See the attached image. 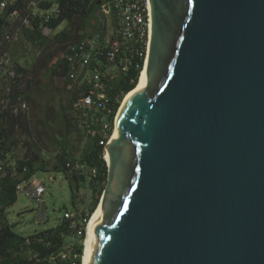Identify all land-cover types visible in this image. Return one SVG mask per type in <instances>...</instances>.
<instances>
[{
  "label": "water",
  "instance_id": "water-1",
  "mask_svg": "<svg viewBox=\"0 0 264 264\" xmlns=\"http://www.w3.org/2000/svg\"><path fill=\"white\" fill-rule=\"evenodd\" d=\"M149 4L88 264H264V0Z\"/></svg>",
  "mask_w": 264,
  "mask_h": 264
},
{
  "label": "trees",
  "instance_id": "trees-1",
  "mask_svg": "<svg viewBox=\"0 0 264 264\" xmlns=\"http://www.w3.org/2000/svg\"><path fill=\"white\" fill-rule=\"evenodd\" d=\"M26 1L20 0V6L26 7V4L31 0H28V3ZM108 1L112 4L113 0ZM55 2L58 5V13L48 21L43 20L40 16L34 18L31 27L25 28L22 36L27 42L38 45L41 50L48 49L55 41H60L66 45L65 56L62 60L58 61L56 66L62 69V72L59 74L65 78L67 77L68 82L73 84V99L68 110L65 106H60L55 101L48 105L46 111L42 109L46 117L42 122L43 129L39 130L36 127L38 136L36 138L33 133L29 113L27 115L15 116L10 108V105L17 104L23 100H27L31 104V99L35 98L32 80L29 78L26 82L24 81L25 84H21L20 88L13 89V94L10 96L4 95L3 92V96L0 94V102L1 99H4V102L7 101L10 104L8 107H5V110L0 111V166L2 165L4 169L3 173L7 165H9L10 159H14L13 156L17 148L23 142H26L23 145L24 149H26L24 157L14 159L15 168L9 167L6 175L0 177V264H70L71 261H74L76 264H82L85 233L82 237H78L77 232L72 230L70 220H61L55 228L35 233L29 237H24L14 232L9 225L6 211L16 203L18 199L17 187L22 181L29 180L38 171H47L48 168L49 170L53 169L57 172H64L66 177L71 181L74 198L80 184L89 182L97 196L92 209L88 213L89 219L99 205L98 203L107 183L108 167L103 159L104 147L100 144V141H106L108 137L103 136L104 132L100 123H98L101 119V114H96L95 116L98 120L95 123L96 125L93 126L97 130L96 135L89 136V144L79 157L63 151L57 155L52 164L44 162L41 159V146L36 140L38 139L41 143L45 139L44 143L49 148V144H52L51 134L54 135L53 132H56V129H52V133H48L44 127L47 125V122L52 124L59 120L67 121L68 115L66 113L70 110L75 115L77 126L83 129L80 127L74 104L88 88L85 85L74 84L69 79L71 64L68 61V57L72 54L68 49L69 45L80 44L81 42L89 43L90 40L95 39L99 35L100 48L104 51L110 48L109 44H106L105 41L107 27L99 20V13L102 12L101 7L103 3H100L99 0H47L39 2L38 6L41 10H51ZM112 15L116 29L115 38L121 39V34L119 33L120 19L116 12H113ZM101 16L104 15L101 14ZM104 17L106 18V16ZM76 20L81 23L79 30L81 33H77L73 29V23ZM65 22L68 23L69 28L57 34L54 38L51 39L43 35L42 31L44 28L50 29L53 32ZM3 23L2 31L10 28L9 21L4 19ZM125 59H128V61H125ZM76 61L80 63V57H77ZM91 61L92 63L86 67L85 72L90 75V71L97 66L103 73L102 83L108 96V105L113 110L112 115L108 118V122L109 125L113 126L121 99L134 90L138 84L145 58L134 56L124 49V52L118 55L115 64H108L104 56H92ZM14 65L17 73L21 74L23 79L26 80L31 71L17 63H14ZM106 65H118L120 67L119 73L113 78L107 77L105 75ZM48 127L51 128L50 125ZM21 133L24 135H21ZM68 163L86 166V169L82 172H77L69 169L66 166ZM91 170L95 171V175H91ZM89 219L86 218L85 220ZM85 222L77 225L78 228L83 229V232L85 231ZM68 246L73 249V252L70 257L64 258V255L68 251Z\"/></svg>",
  "mask_w": 264,
  "mask_h": 264
},
{
  "label": "rangeland",
  "instance_id": "rangeland-1",
  "mask_svg": "<svg viewBox=\"0 0 264 264\" xmlns=\"http://www.w3.org/2000/svg\"><path fill=\"white\" fill-rule=\"evenodd\" d=\"M44 1L47 0H31L29 3L27 0L26 3L28 4H26V8L31 12L40 14V17L42 18V15L46 13L44 10H41L38 5L39 2ZM32 2H34V5L31 4ZM55 4L57 3L55 2ZM101 14L106 16V18L101 16ZM99 20L110 29L115 27L112 14L107 16L103 12H100ZM80 26L81 23L78 20L73 23V29L77 33L80 32ZM68 28L69 25L67 22H65L56 31L52 32L50 29L44 28L42 33L43 35L52 39L57 34ZM7 31L10 32V34L13 33L11 27L7 29ZM13 38V42L9 46V53L14 63H17L31 71L26 81L29 78L32 80L35 98H33V100L31 99L29 116L32 123L34 136L38 138L36 127H38L39 130H42V122L46 117L43 110L46 111L48 105L53 101L58 103L60 106H65L68 110L71 100L73 99V84L68 82L67 77L65 78L59 74L62 72V69L56 66L58 61L62 60L65 56L66 45L60 41H55L48 49L41 50L38 45H33L32 43L27 42L24 37L17 39L13 35ZM106 67L107 69L105 70V75L107 77L113 78L119 73L120 67L118 65H106ZM0 94L3 96L2 93ZM125 98L126 96L120 101V107L115 115L113 126L109 125L104 132V136L108 137L109 140L113 134L117 114ZM2 110H5L4 99H1L0 102V111ZM66 114L68 115V120L65 122L63 120H59L49 124L45 120L47 125L44 127L48 133L51 134L52 129H56V132L52 138L54 141L57 139L55 141L57 142L55 147H53L52 144H49L48 148V146L44 143L45 139L41 143L38 141V139L36 140L41 146L40 155L42 161L48 162L49 164L54 163L57 155L63 151H66L73 156L79 157L82 151L89 144V135H83L79 126H77L74 113L69 110ZM49 125L51 128L48 127ZM68 132L72 133V137H67L69 138L68 144H66L65 141L58 143L60 137H65V134ZM21 135L24 134L21 133ZM51 142L53 143V141ZM25 143L26 142H23V144L17 148L15 155L13 156L15 160L24 157L26 149H24L23 145H25ZM14 159H10L9 165L6 164L7 167L4 173L2 172L0 177H4L6 175L9 167H13V169L15 168ZM33 179L41 183L45 188V194L42 197L44 206L26 197V195L20 191L18 193V199L16 203L6 211L9 225L12 227L14 232L18 235L29 237L35 233L53 229L58 226L66 212L70 213L72 217V230L77 232V230L80 229L77 225L85 222L86 218L89 219L88 213L92 209L97 198L93 187L89 184V182L80 184L79 188L76 190V195L74 198L73 189L71 188V181L66 177L64 172H57L53 169L49 170L48 168L47 171H38L33 176ZM76 226L77 229H75ZM67 252L72 254L73 249L68 246Z\"/></svg>",
  "mask_w": 264,
  "mask_h": 264
},
{
  "label": "built area",
  "instance_id": "built-area-1",
  "mask_svg": "<svg viewBox=\"0 0 264 264\" xmlns=\"http://www.w3.org/2000/svg\"><path fill=\"white\" fill-rule=\"evenodd\" d=\"M102 4L101 11L107 16L116 12L120 19L121 39L114 38L111 41L105 40L110 48L104 51L100 48L99 35L95 39L80 44L69 45L68 49L72 53L68 57L70 65L69 79L74 84L85 85L88 90L77 100L74 104L76 115L78 116L80 127L89 136H95L97 130L93 128L97 123L96 114H101V119L98 123L103 130L106 131L109 126L108 118L112 115L113 110L108 105V96L105 92L104 84L102 83L103 73L96 66L90 71V75L85 72L86 67L92 63V56H104L108 64H115L118 55L124 52V49L132 53L134 56L146 58L148 50V42L150 37V4L149 0H113L112 4L108 0H99ZM34 5V2L31 3ZM46 14L42 15L43 20L48 21L51 17L58 13V5L55 4L51 10H44ZM40 14L30 12L26 7L20 6V0H0V92L6 96L13 94V89L20 88L24 85V80L21 74H18L12 57L9 53V46L13 42V35L18 39L22 38L25 28L32 25L34 18ZM10 22V27L13 31H2L4 26L3 20ZM101 37V36H100ZM127 44V45H126ZM126 46V48H125ZM80 57V63L76 61ZM128 61V59H125ZM10 104L6 101L5 107ZM15 116L28 114L30 111V104L27 100L19 101L17 104L10 105ZM105 134V133H104ZM104 136V135H103ZM100 141L104 147L103 159L105 155V148L109 142ZM8 161V160H6ZM69 169L77 172H82L86 166L79 164L68 163L66 165ZM2 165L0 166V175L3 172ZM91 175H95V171L91 170ZM22 191L26 197L36 201L44 206L42 200L45 194V188L41 183L34 180L33 177L29 180L22 181L18 187L17 192ZM62 220H72L70 213L66 212ZM86 221V220H85ZM87 224V221L85 222ZM77 229V226L75 227ZM83 229L77 230L78 237H82L85 233ZM71 256L69 252L64 255V258ZM70 264H76L71 261Z\"/></svg>",
  "mask_w": 264,
  "mask_h": 264
},
{
  "label": "bare ground",
  "instance_id": "bare-ground-1",
  "mask_svg": "<svg viewBox=\"0 0 264 264\" xmlns=\"http://www.w3.org/2000/svg\"><path fill=\"white\" fill-rule=\"evenodd\" d=\"M149 42H150V37H149ZM149 42H148V46H149ZM146 63H147V61L145 58V63H144L143 69H142V74H140V79L138 81V84H137L136 88L134 89V91L129 94V97L138 91L146 89V84H145L146 69H147ZM120 111H121V108H120L117 116L119 115ZM116 119H117V117H116ZM117 134H118V127H117L116 121H115V126H114V130H113V134H112L111 139L114 140L117 137ZM104 159H105V161H107V163L109 162V157H108L107 153H105ZM100 201H101V199H100ZM98 204L99 205L97 206V208L94 211V213L92 214L90 220L87 221V224H86L87 232H86L85 239L83 241L82 264H88V261H89V258H90V255H91V252L93 249V239L91 237L90 230L94 226V224L96 223V216H97V213L99 210L100 202Z\"/></svg>",
  "mask_w": 264,
  "mask_h": 264
},
{
  "label": "crops",
  "instance_id": "crops-1",
  "mask_svg": "<svg viewBox=\"0 0 264 264\" xmlns=\"http://www.w3.org/2000/svg\"><path fill=\"white\" fill-rule=\"evenodd\" d=\"M106 27H107V29H106L107 30L106 31V40L111 41V40H113L115 38V31H116V29H115V27L112 28V29H110L108 26H106ZM80 130L82 131L83 135L88 136L87 133L83 129H80ZM53 133L55 134V132H53ZM51 135H52L51 136V139H52L53 138V134H51ZM65 135H66L65 137L64 136L63 137L62 136L60 137V134H59L60 140L58 141V143H61V142L65 141V143L68 144L69 138H67V137L68 136L69 137H72V133L71 132H68ZM56 140L57 139H55V141ZM51 141H53V143L51 142L52 143V146L55 147L57 142H55L53 139Z\"/></svg>",
  "mask_w": 264,
  "mask_h": 264
},
{
  "label": "clouds",
  "instance_id": "clouds-1",
  "mask_svg": "<svg viewBox=\"0 0 264 264\" xmlns=\"http://www.w3.org/2000/svg\"><path fill=\"white\" fill-rule=\"evenodd\" d=\"M111 139V138H110ZM104 153V152H103ZM105 160V159H104ZM106 162V161H105ZM86 236V235H85Z\"/></svg>",
  "mask_w": 264,
  "mask_h": 264
}]
</instances>
